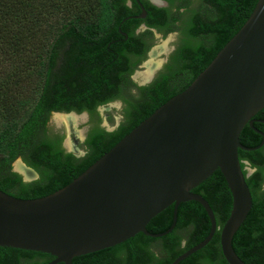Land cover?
<instances>
[{
	"label": "trees",
	"instance_id": "trees-1",
	"mask_svg": "<svg viewBox=\"0 0 264 264\" xmlns=\"http://www.w3.org/2000/svg\"><path fill=\"white\" fill-rule=\"evenodd\" d=\"M162 1L167 6L157 7L148 0H0V191L37 199L68 185L159 106L185 90L237 33L257 2ZM138 3L146 12L144 19L136 18L141 13ZM141 24L146 29L136 33ZM152 30L163 36L177 32L179 38L155 79L138 86L131 76L153 44ZM117 100L122 102L123 119L108 132L100 127L97 109ZM70 112L90 116L79 146L85 152L82 157L66 152L64 134L48 126L52 113ZM260 115L264 120V111ZM108 121L113 124L111 116ZM253 128H246L240 137L244 147L258 146L262 140L256 130L264 132V124ZM249 135L257 140L244 142ZM262 152L264 148L239 151V158L247 157L256 168L246 178L252 208L232 239L234 252L245 264H264ZM17 159L38 178L24 182L12 170ZM192 192L209 204L217 229L203 249L179 264H227L219 247L220 229L231 210L226 183L217 170ZM172 213L170 206L151 219L146 230L165 232ZM209 230L204 209L194 201L185 202L178 206L175 228L166 236L139 233L115 247L74 258L72 264H171L203 241ZM52 259L0 247V264H47Z\"/></svg>",
	"mask_w": 264,
	"mask_h": 264
},
{
	"label": "water",
	"instance_id": "water-1",
	"mask_svg": "<svg viewBox=\"0 0 264 264\" xmlns=\"http://www.w3.org/2000/svg\"><path fill=\"white\" fill-rule=\"evenodd\" d=\"M152 3L166 6L162 0ZM138 6L141 13L136 18L144 19L146 12ZM263 108L264 0H257L237 33L185 90L159 106L68 185L37 199L0 191V247L47 254L53 258L47 264H72L74 258L115 247L139 233L166 236L175 228L178 206L194 201L204 209L210 230L171 263L179 264L203 249L216 232L209 204L192 190L218 170L231 196V210L219 233L220 252L227 264H245L232 248L233 236L252 208L238 152L255 151L263 141L247 148L240 143V134ZM56 114L77 116L52 113ZM63 148L75 155L67 141ZM17 160L33 172L34 180L38 178ZM170 206L169 229L148 232L151 219Z\"/></svg>",
	"mask_w": 264,
	"mask_h": 264
},
{
	"label": "rangeland",
	"instance_id": "rangeland-1",
	"mask_svg": "<svg viewBox=\"0 0 264 264\" xmlns=\"http://www.w3.org/2000/svg\"><path fill=\"white\" fill-rule=\"evenodd\" d=\"M152 35L154 39L153 44L149 48L146 58L142 61V63L139 65V67L137 68V70L134 72L132 76L133 77L132 80L138 86H140V84H142L143 86L147 85V83L151 82V80L153 79V76H155V73L158 74V72L163 69V66L168 62L170 55L175 50L176 43L179 38L175 33H170L166 36H163L162 34L156 31H153ZM151 51L152 52L154 51V52L151 53L149 57L148 54ZM152 62L158 63L159 66L153 71V73L150 76H144L148 70L147 66ZM144 63H145V66H144ZM135 73L137 74L135 75ZM121 108H122V102L119 100L114 101L111 104H108L106 106L99 107L97 109V112L99 113V116H100V127L104 128L107 131L109 129L110 131L108 132L115 130L119 126L120 122H122V119H123L122 114H121ZM109 116L112 117L113 124L109 123L108 121ZM69 117L71 120L68 122L65 120L66 116H62V117L56 116L57 120L59 121V124H57L54 115H51L48 126L54 131L62 132L64 134V140L62 144H64L67 141L69 145V149L75 150V147H76L77 149H79V151L78 153L76 152L75 155L77 157H82L85 155V152L81 150L79 146L84 142L86 138V134L89 130L90 116L88 115V113L83 112L81 114H77L76 117L74 116H69ZM64 126L68 130V138L65 136ZM17 162L18 160L12 163V170L14 169V166L16 165ZM15 170H16V167H15ZM34 177L36 178V176ZM34 177H33V173L30 171H29V177L24 176L25 179L27 180L31 179V181H34L35 179ZM184 244L185 242L183 241L182 246Z\"/></svg>",
	"mask_w": 264,
	"mask_h": 264
},
{
	"label": "flooded vegetation",
	"instance_id": "flooded-vegetation-1",
	"mask_svg": "<svg viewBox=\"0 0 264 264\" xmlns=\"http://www.w3.org/2000/svg\"><path fill=\"white\" fill-rule=\"evenodd\" d=\"M151 4H153L152 3V0H148ZM164 2V1H163ZM166 3V2H165ZM126 5L127 6H131V2L130 1H127V3H126ZM154 5V4H153ZM156 6V5H155ZM166 6H167V3H166ZM146 29V27L143 25V24H141L137 29H136V33H139V32H142V31H144ZM153 31H155V30H152V32ZM177 36H178V33L177 32H174ZM164 67V66H163ZM134 74V73H133ZM156 75H157V73H155V76H153V79L151 80V82L155 79V77H156ZM133 76V75H132ZM132 76H131V79H132ZM150 81V80H149ZM148 81V82H149ZM134 82V81H133ZM151 82H149V83H147V84H150ZM140 86H143L142 84H140ZM111 104V103H110ZM264 111V108L260 111V112H258L255 116H253L252 118H251V120H250V122H251V124H246L245 125V127L243 128V130H242V132H241V134H240V137L241 136H243L244 135V131L246 130V128H249L250 130H253L254 128V125H257V124H264V120H262V118H260L261 117V115H260V113L261 112H263ZM260 122H262V123H260ZM255 131V130H254ZM258 133H256V135L260 138V136H261V138H262V140H261V142H260V144L262 143V141H263V144H262V146H260L257 150H255V151H249V152H260L263 148H264V132H262V131H258V130H256ZM257 140V137L254 135H249L248 137H246V139H244L243 141L244 142H247V143H251V142H254V141H256ZM259 144V145H260ZM258 145V146H259ZM255 147H257V146H255ZM247 148H250V147H247ZM251 148H254V147H251ZM239 151H241V150H239ZM242 152H245V151H242ZM247 153V152H246ZM259 154V153H258ZM260 155V154H259ZM241 156V155H240ZM238 157H239V152H238ZM239 160H240V163H241V167H242V169H243V171H245L246 172V178H248V177H250L255 171H256V168L254 167V165L251 163V161L246 157V158H244V157H240L239 158ZM259 161H260V163H261V165H264V152H262V155H261V158L259 159ZM263 178H264V172H263ZM263 187H264V181H263V185H262Z\"/></svg>",
	"mask_w": 264,
	"mask_h": 264
},
{
	"label": "bare ground",
	"instance_id": "bare-ground-1",
	"mask_svg": "<svg viewBox=\"0 0 264 264\" xmlns=\"http://www.w3.org/2000/svg\"><path fill=\"white\" fill-rule=\"evenodd\" d=\"M163 46V45H162ZM156 50H158V49H156ZM154 52V51H153ZM152 52V53H153ZM152 59V58H151ZM159 65H158V63H154V62H152V63H150L148 66H147V68H148V70H147V72L145 73V75L144 76H150L152 73H153V71L158 67ZM143 76V75H142ZM56 116H66V118H65V120L66 121H70L71 119H70V117L69 116H72V115H62V114H56L54 117H55V120H56V122L59 124V121L57 120V118H56ZM63 119V118H62ZM75 121H76V119H75ZM68 125H69V123H68ZM67 125V126H68ZM71 147V146H70ZM75 147V146H74ZM71 150V149H70ZM72 151L73 152H77L78 153V151H79V149H77L76 147H75V150L74 149H72ZM15 167H16V170L20 173H22L25 177H29V171H28V169L27 168H25V166L18 160V162L16 163V165L14 166V170H15ZM15 170V171H16ZM31 172V171H30ZM20 173V174H21ZM33 173V172H32ZM21 174V175H22ZM22 175V176H23ZM24 176H23V178H24ZM35 175L33 174V177H34ZM35 178V177H34ZM25 179V178H24ZM33 179V178H32ZM25 180H27V179H25ZM31 180V179H30Z\"/></svg>",
	"mask_w": 264,
	"mask_h": 264
}]
</instances>
